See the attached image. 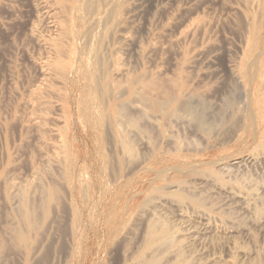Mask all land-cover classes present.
I'll return each mask as SVG.
<instances>
[{
    "label": "rangeland",
    "instance_id": "rangeland-1",
    "mask_svg": "<svg viewBox=\"0 0 264 264\" xmlns=\"http://www.w3.org/2000/svg\"><path fill=\"white\" fill-rule=\"evenodd\" d=\"M0 264H264V0H0Z\"/></svg>",
    "mask_w": 264,
    "mask_h": 264
},
{
    "label": "bare ground",
    "instance_id": "bare-ground-1",
    "mask_svg": "<svg viewBox=\"0 0 264 264\" xmlns=\"http://www.w3.org/2000/svg\"><path fill=\"white\" fill-rule=\"evenodd\" d=\"M60 1V0H59ZM64 1V0H63ZM105 8H107V7H105ZM41 10V9H40ZM91 11V10H90ZM105 13V12H104ZM88 14V13H87ZM103 18V17H102ZM85 19V18H84ZM88 20H89V18H88ZM98 23H100V22H98ZM117 23V22H116ZM116 25V24H115ZM94 28V27H93ZM39 30V29H38ZM98 31V30H97ZM84 32V31H83ZM92 32V31H91ZM33 34V33H32ZM61 34V33H60ZM59 34V36H61ZM90 34V33H89ZM99 39V38H98ZM86 40V39H85ZM42 42V41H41ZM111 43V42H110ZM69 47V46H68ZM71 47V46H70ZM93 48V47H92ZM53 50V49H52ZM51 50V51H52ZM61 51V50H60ZM255 56V55H254ZM88 57H90V56H88ZM52 58V57H51ZM118 58V57H117ZM49 59V58H48ZM53 59V58H52ZM75 59V58H74ZM254 59V58H253ZM69 62L70 61H60L59 63H58V66H59V68L61 69V71L65 74L66 73V69L68 68V66H69ZM250 63V62H249ZM255 64V63H254ZM72 67V66H71ZM100 67V66H99ZM247 67H249V65H247ZM58 68V69H59ZM60 69H59V71L58 72H60ZM52 70V69H51ZM113 70H115V69H113ZM73 71V70H72ZM82 71V70H81ZM123 71V70H122ZM74 72V71H73ZM252 72V71H251ZM54 73V72H53ZM255 73V72H254ZM68 74H69V72H68ZM100 74V73H99ZM47 75V74H46ZM62 76V75H61ZM90 76V75H89ZM254 76V75H253ZM96 75L95 74H91V76L89 77V79L90 80H92L93 82H95V80H96ZM88 79V78H87ZM251 81V80H250ZM123 82V81H122ZM111 83H112V80H111V77H108L106 80H105V88L106 89H108L109 87H110V85H111ZM96 84V83H95ZM94 84V87H93V89H99V85L98 84H96L95 85ZM132 85V84H131ZM92 87V86H91ZM53 89V88H52ZM101 90V89H100ZM96 91V90H95ZM94 91V92H95ZM109 91V90H108ZM107 91V92H108ZM57 94V93H56ZM106 94V93H105ZM110 94V93H109ZM66 97V96H65ZM160 100V99H159ZM42 102V101H41ZM25 103V102H24ZM51 103V102H50ZM164 105L165 104H163V101H157V102H153V108H154V110H156V111H163L164 110ZM25 106V105H24ZM44 106V105H43ZM86 106V105H85ZM107 106V105H106ZM118 106L117 105H114L112 108H113V112L115 113V115L119 112V109L117 108ZM187 107H191V105H187ZM99 108V107H98ZM86 109H87V107H86ZM86 109H85V112H86ZM89 110V109H88ZM84 111V109H82V112ZM90 111V110H89ZM88 112V111H87ZM95 112V111H94ZM102 112V111H101ZM84 113V112H83ZM98 113V112H97ZM82 115V114H81ZM104 116V115H103ZM102 117V116H101ZM105 117V116H104ZM96 118H97V116H96ZM41 119V118H40ZM95 118H94V116H93V119L91 118V119H89V118H87V120L89 121V125L91 126V127H93V125L95 124L94 123V120ZM98 119V118H97ZM99 121V120H98ZM102 122H104L103 120H101ZM102 122L100 123L101 124V126H102ZM106 125V124H105ZM102 128V127H101ZM103 129V128H102ZM105 129V128H104ZM105 131V130H104ZM101 132H103V131H101Z\"/></svg>",
    "mask_w": 264,
    "mask_h": 264
}]
</instances>
